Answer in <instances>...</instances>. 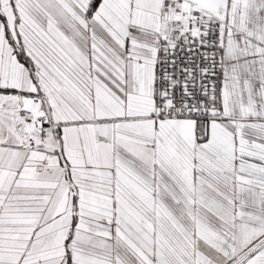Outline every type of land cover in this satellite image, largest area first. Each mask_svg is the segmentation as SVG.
I'll use <instances>...</instances> for the list:
<instances>
[{"label": "snow or ice", "instance_id": "6c2138e0", "mask_svg": "<svg viewBox=\"0 0 264 264\" xmlns=\"http://www.w3.org/2000/svg\"><path fill=\"white\" fill-rule=\"evenodd\" d=\"M0 264H264V0H0Z\"/></svg>", "mask_w": 264, "mask_h": 264}]
</instances>
